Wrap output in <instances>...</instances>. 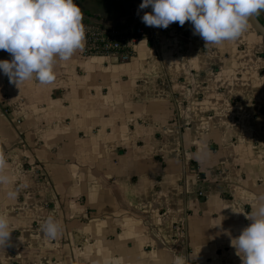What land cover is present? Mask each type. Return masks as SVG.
<instances>
[{
  "label": "crops",
  "instance_id": "crops-1",
  "mask_svg": "<svg viewBox=\"0 0 264 264\" xmlns=\"http://www.w3.org/2000/svg\"><path fill=\"white\" fill-rule=\"evenodd\" d=\"M141 2L76 0L84 26L115 30ZM142 25L127 61L83 48L49 84L0 72V264H242L230 239L264 196V38Z\"/></svg>",
  "mask_w": 264,
  "mask_h": 264
},
{
  "label": "clouds",
  "instance_id": "clouds-1",
  "mask_svg": "<svg viewBox=\"0 0 264 264\" xmlns=\"http://www.w3.org/2000/svg\"><path fill=\"white\" fill-rule=\"evenodd\" d=\"M149 6L151 11L141 17L146 25L166 28L173 22L184 25L189 21L205 45H218L239 38L250 17L264 10V0H142L139 9ZM85 40L83 13L76 0H0V50L11 55L10 60L0 59V72L10 83L33 78L41 84L52 83L56 59L70 60L84 48ZM5 168L0 155V183L8 181ZM258 201L246 215L251 223L230 239L242 264H264V196ZM42 230L55 238L59 225L49 217ZM12 231L7 215L0 213V246L8 244ZM184 261L177 256L174 264Z\"/></svg>",
  "mask_w": 264,
  "mask_h": 264
},
{
  "label": "built area",
  "instance_id": "built-area-1",
  "mask_svg": "<svg viewBox=\"0 0 264 264\" xmlns=\"http://www.w3.org/2000/svg\"><path fill=\"white\" fill-rule=\"evenodd\" d=\"M84 28L86 45L83 54L115 57L120 61L132 58L134 43L150 36L144 30L141 18L120 30L107 29L97 24L84 26Z\"/></svg>",
  "mask_w": 264,
  "mask_h": 264
},
{
  "label": "water",
  "instance_id": "water-1",
  "mask_svg": "<svg viewBox=\"0 0 264 264\" xmlns=\"http://www.w3.org/2000/svg\"><path fill=\"white\" fill-rule=\"evenodd\" d=\"M143 10L149 11L151 10V6L144 8ZM249 25L255 32L264 38V18L261 19L258 15H254L250 17Z\"/></svg>",
  "mask_w": 264,
  "mask_h": 264
}]
</instances>
